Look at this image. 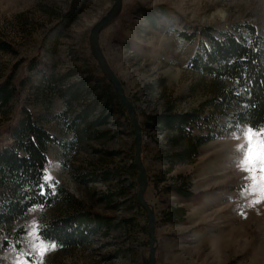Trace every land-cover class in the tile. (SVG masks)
<instances>
[{
    "label": "rangeland",
    "instance_id": "obj_1",
    "mask_svg": "<svg viewBox=\"0 0 264 264\" xmlns=\"http://www.w3.org/2000/svg\"><path fill=\"white\" fill-rule=\"evenodd\" d=\"M84 1L81 14L63 32L55 52L44 55L60 74L73 67L85 70L92 63L90 30L114 4V0ZM70 4L71 0H0V38L14 49V53L0 52V83L8 78L14 82L25 74L26 62L37 55L42 38L58 23L60 14L68 11ZM160 4L177 15L173 20L160 16L157 28H153L139 9ZM218 10L226 12L225 16L221 17ZM178 16L194 26L220 29L248 20L264 33V0H123L120 16L100 33L99 43L132 101L140 123L144 115L164 108L178 113L191 111L211 95L208 79L203 80L187 67L199 44H189L177 36L174 28L179 27ZM23 104L38 112L50 131L63 140H71V135L62 134L51 119L63 109L62 102L57 97H45L37 87H22L20 96L0 112V130L18 115ZM142 129L148 174L145 198L156 217L155 264H264V196L251 186L248 174L237 166L240 159L237 146L241 143L235 138L238 131L202 146L193 162L176 165L167 175L180 174L189 182L195 196L181 201L162 190L164 183H154L162 177L164 169L157 158L163 135L144 126ZM104 130L108 131L106 137L76 143L67 154L57 146L48 147L47 176L52 177L48 181L56 182L77 202L69 205L59 201L48 209L32 208L18 223L27 226L25 240L32 264H41L37 239L41 220L63 216L76 207L117 221L129 218L132 222L106 237H95L88 247L60 246L44 257V264H149V237L141 230L142 225H147V216L132 206V196L137 192L132 180L123 175L125 181L122 178L117 182L95 180L83 184L78 179L115 165L122 172L130 163L134 154L130 122L114 113L98 132ZM176 148L171 145L172 150ZM110 152L116 155H108ZM119 191L127 193L112 195ZM257 200L260 202L255 203ZM175 207L185 208L184 222H161L163 213ZM0 258L5 264H29L12 250L0 251Z\"/></svg>",
    "mask_w": 264,
    "mask_h": 264
},
{
    "label": "trees",
    "instance_id": "obj_2",
    "mask_svg": "<svg viewBox=\"0 0 264 264\" xmlns=\"http://www.w3.org/2000/svg\"><path fill=\"white\" fill-rule=\"evenodd\" d=\"M84 2L71 0L68 11L60 14L58 23L42 38L37 55L26 62L24 75L14 82L8 78L0 83V112L12 99L20 96L22 87H37L45 97L60 99L63 109L51 119L56 121L62 134L72 137L71 140H63L44 126L38 112L24 104L19 106L18 115L0 130V251L12 250L29 264L33 260L25 240L28 229L25 224L18 223L32 208L48 209L59 201L69 205L77 202L56 182L43 180L49 168L48 147L57 146L67 154L76 143L106 137L108 131L98 132V129L106 125L114 113L124 116L129 123L112 84L95 60L90 58L92 63L88 62L85 70L73 67L60 74L45 59L44 55L55 52L63 32L81 14ZM139 12L153 28H157L160 16L173 20L177 15L163 4L152 8L140 7ZM176 20L179 27L174 31L177 36L189 44H199L187 67L203 80L208 79L211 95L191 111L178 113L164 108L144 115L140 124L163 135V142H156L163 145L157 158L164 169L155 185L164 183L162 190L165 193L187 201L195 196L187 179L180 174L167 177L174 167L193 162L200 155L202 146L237 132L239 127L264 123V33L248 20L233 22L225 29L194 26L181 17ZM0 52L14 53V49L0 38ZM79 74L81 76L77 80L67 82ZM93 131V136H90ZM171 145L177 148L172 150ZM144 151L143 145V162ZM107 154L116 155L114 152ZM123 175L132 180L133 187H138L134 154L122 172L115 165L98 173L81 175L78 179L83 184L95 180L117 182ZM126 193L119 191L112 195ZM132 202V206L145 215L136 192ZM185 214V208L175 207L164 212L160 221L182 223ZM131 222L129 218L117 221L116 218L76 207L63 216L41 220L38 236L61 247L85 248L94 243L95 237H106L126 228ZM141 230L148 234L146 224L141 226ZM0 264H5L4 259L0 258Z\"/></svg>",
    "mask_w": 264,
    "mask_h": 264
},
{
    "label": "water",
    "instance_id": "obj_3",
    "mask_svg": "<svg viewBox=\"0 0 264 264\" xmlns=\"http://www.w3.org/2000/svg\"><path fill=\"white\" fill-rule=\"evenodd\" d=\"M123 0H114V4L111 9L98 21L90 30L88 37L89 49L92 57L96 61L97 65L104 77L112 84L114 91L116 92L121 105L123 106L128 120L132 126L134 133V162L138 171L137 175V192L136 198L141 208L146 212L147 216V233H148V245H149V264H155L156 250H157V238H156V217L155 210L151 204L146 201L145 193L148 188V174L143 162V139H142V126L138 120L136 109L132 101L125 93L122 82L119 80L116 73L109 65L102 48L99 43L100 33L114 20H116L122 11Z\"/></svg>",
    "mask_w": 264,
    "mask_h": 264
},
{
    "label": "snow or ice",
    "instance_id": "obj_4",
    "mask_svg": "<svg viewBox=\"0 0 264 264\" xmlns=\"http://www.w3.org/2000/svg\"><path fill=\"white\" fill-rule=\"evenodd\" d=\"M238 133L235 138L241 143L237 146V152L240 155L237 166L248 174L247 178L250 179L251 186L264 196V123L239 127ZM51 179V176H43L44 181ZM40 187L43 189V184ZM40 194L43 195V191ZM259 202V200L255 201V203ZM37 239L40 240L41 264H44V257L61 245L49 242L40 236H37Z\"/></svg>",
    "mask_w": 264,
    "mask_h": 264
},
{
    "label": "bare ground",
    "instance_id": "obj_5",
    "mask_svg": "<svg viewBox=\"0 0 264 264\" xmlns=\"http://www.w3.org/2000/svg\"><path fill=\"white\" fill-rule=\"evenodd\" d=\"M218 11H219V10H218ZM225 13H226V12L219 11V14L221 15V17H224V16H225Z\"/></svg>",
    "mask_w": 264,
    "mask_h": 264
}]
</instances>
